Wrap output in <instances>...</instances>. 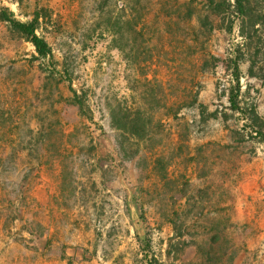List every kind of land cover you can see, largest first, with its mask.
Masks as SVG:
<instances>
[{"label":"rangeland","instance_id":"1","mask_svg":"<svg viewBox=\"0 0 264 264\" xmlns=\"http://www.w3.org/2000/svg\"><path fill=\"white\" fill-rule=\"evenodd\" d=\"M253 3L264 15V0ZM190 7L196 28L208 23V0H0V264H264V203L244 204L238 219L236 194L264 186V142L229 110L227 70L244 57L243 90L252 86L264 120V86L248 76L254 65L264 73V24L246 46L231 12L211 14L200 43L221 61L200 72ZM5 13L38 20L54 61ZM72 86L88 91L93 121ZM139 106L153 118L130 159L116 127ZM58 121L65 136L46 138Z\"/></svg>","mask_w":264,"mask_h":264},{"label":"trees","instance_id":"2","mask_svg":"<svg viewBox=\"0 0 264 264\" xmlns=\"http://www.w3.org/2000/svg\"><path fill=\"white\" fill-rule=\"evenodd\" d=\"M210 3V14L208 15L207 21L208 23H204L202 26L198 28L194 25L196 11L192 7L189 9L188 19H189V28L191 33L190 45L189 49L193 52L192 57L195 59V56L198 53V47L201 46V51L203 54L202 62L203 65L199 66L200 72H205L208 66L211 65V61H221L217 57H210L211 55L206 54L207 49L204 46V43H200L201 35L199 34L201 31H205V33H210L214 30L215 26L213 22H210L211 14L213 16L221 13L222 11H229L235 17V20L240 22L239 28L241 36L246 44L253 40V38L261 31L260 24H264V15H258L256 13L253 0H208ZM218 1V3H217ZM213 7V8H212ZM212 9V10H211ZM6 11H8L6 9ZM14 15V14H13ZM1 19L3 21L9 22L10 26L14 31L18 32L22 38L31 42L35 48L39 57L44 60L45 62H52L55 59V55L53 54V49L51 48L50 44L47 40L39 36L37 33L38 30V20L34 22L23 23L18 21L15 18L9 17L6 13L2 15ZM260 26V27H259ZM261 40V39H260ZM251 45V43H250ZM252 47V45H251ZM251 47L248 46V52L251 51ZM197 48V50H196ZM199 52V53H200ZM253 54V53H251ZM259 55V54H258ZM210 57V59L208 58ZM229 65L227 70L232 73L233 80L232 86L229 89L228 99H229V110L233 113L240 115V122L242 123L241 130L246 133L248 138L253 140H261L264 142V120L259 111V105L257 103V98L252 96V86L249 85L248 88L244 91L241 79L243 77V73L241 71V64L244 61V57L235 53L230 57ZM256 63V62H255ZM254 63V64H255ZM59 65V62L58 64ZM57 65H52L51 67L57 70ZM196 67V62L194 64ZM256 65L251 67L249 70V77L258 79L262 85L264 86V73H260L256 70ZM66 78L69 79L71 84H73L72 76L74 75V70L71 67L65 64L63 71L61 72ZM72 91L75 94V100L79 103L82 111L84 112V116L93 121V115H90V97L88 91H84L82 94H79L77 90L71 87ZM257 94H260V89H256L255 91ZM198 95L191 97L189 103H186L188 99H177L174 107L171 109V113L173 114L172 117L177 118L178 113L186 107L194 106L198 104ZM177 107V109L175 108ZM201 113L203 120L206 121L205 112L204 110L206 107L204 105H200ZM125 110V118L127 123L124 126L116 127L118 138L120 141L118 146L121 148V151L124 153V156L127 158L133 159L137 156V153L134 151L135 146L137 145L133 141H138L141 138L142 130L147 129V123H151L152 116L149 118V121L146 122V117L148 115L147 109L139 106L135 108H126ZM213 118H217L216 114L212 115ZM59 121L57 122V126L53 127L52 129L45 131L46 138L53 137L55 135H61L62 137L65 136L64 129L59 128ZM79 130H76V132ZM127 137V138H126ZM122 138V139H121ZM125 139L130 140L129 146L126 147Z\"/></svg>","mask_w":264,"mask_h":264},{"label":"crops","instance_id":"3","mask_svg":"<svg viewBox=\"0 0 264 264\" xmlns=\"http://www.w3.org/2000/svg\"><path fill=\"white\" fill-rule=\"evenodd\" d=\"M261 114V113H260ZM248 188L244 187H237L236 194L238 196V219L244 218V211L243 205L248 204L249 208H252V205H256L257 203L263 204L264 202V186L261 185H247ZM250 196H255L251 197ZM240 205V206H239ZM256 213L252 215L250 213L249 217L247 218H255Z\"/></svg>","mask_w":264,"mask_h":264}]
</instances>
